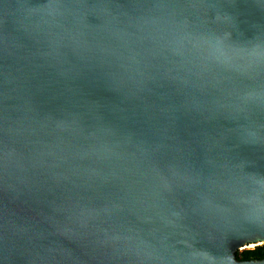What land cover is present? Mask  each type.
Returning <instances> with one entry per match:
<instances>
[{
	"label": "water",
	"instance_id": "water-1",
	"mask_svg": "<svg viewBox=\"0 0 264 264\" xmlns=\"http://www.w3.org/2000/svg\"><path fill=\"white\" fill-rule=\"evenodd\" d=\"M261 23L264 0H0V264H209L259 224Z\"/></svg>",
	"mask_w": 264,
	"mask_h": 264
},
{
	"label": "snow or ice",
	"instance_id": "snow-or-ice-1",
	"mask_svg": "<svg viewBox=\"0 0 264 264\" xmlns=\"http://www.w3.org/2000/svg\"><path fill=\"white\" fill-rule=\"evenodd\" d=\"M232 3H239V0H232ZM237 27V26H236ZM253 33V37L258 32L260 34H264V23H261L257 25L254 29L251 30ZM233 35H235L240 42L248 41L249 40V33L248 31H241L239 27H237V31L235 34H226L218 43L221 47H228L231 46L233 43ZM239 51V49H237ZM222 63L229 64L230 61L228 57H224ZM236 71L245 73L248 71H251V68L249 69H240L237 68ZM260 71L262 74H264V52L261 53V68ZM260 146H264V136H261L256 141ZM261 185L260 191H244L237 193L238 196V202L239 201H245L248 203H258L261 206V209L264 210V178H262L259 181ZM164 187L169 192H176L177 188L173 184L168 183L165 181ZM246 221H253V220H259L261 221L259 224L252 226V227H237V228H231L227 230L219 239V242L217 244V250L215 253L213 252H205L203 253L205 259L209 262V264H232L231 261V253L228 251L227 243L226 241L228 239H235V238H241L244 239L249 233L256 234L257 239L264 240V214H262L259 217H245Z\"/></svg>",
	"mask_w": 264,
	"mask_h": 264
},
{
	"label": "trees",
	"instance_id": "trees-1",
	"mask_svg": "<svg viewBox=\"0 0 264 264\" xmlns=\"http://www.w3.org/2000/svg\"><path fill=\"white\" fill-rule=\"evenodd\" d=\"M237 259L240 261H260L264 260V246L256 247L254 250L237 253Z\"/></svg>",
	"mask_w": 264,
	"mask_h": 264
},
{
	"label": "rangeland",
	"instance_id": "rangeland-1",
	"mask_svg": "<svg viewBox=\"0 0 264 264\" xmlns=\"http://www.w3.org/2000/svg\"><path fill=\"white\" fill-rule=\"evenodd\" d=\"M260 245L264 246V244H260ZM251 247H256V245L244 247V248L240 249L239 252H243V251H245V250H247V249H249Z\"/></svg>",
	"mask_w": 264,
	"mask_h": 264
},
{
	"label": "built area",
	"instance_id": "built-area-1",
	"mask_svg": "<svg viewBox=\"0 0 264 264\" xmlns=\"http://www.w3.org/2000/svg\"><path fill=\"white\" fill-rule=\"evenodd\" d=\"M256 247H258V246H256ZM256 247H251V248H249L247 250H254ZM247 250H245V251H247ZM239 254H242V252H239Z\"/></svg>",
	"mask_w": 264,
	"mask_h": 264
}]
</instances>
